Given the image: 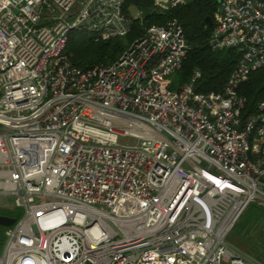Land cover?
Instances as JSON below:
<instances>
[{
	"label": "built area",
	"instance_id": "2783aa9c",
	"mask_svg": "<svg viewBox=\"0 0 264 264\" xmlns=\"http://www.w3.org/2000/svg\"><path fill=\"white\" fill-rule=\"evenodd\" d=\"M211 1V48L240 59L202 94L200 71L171 90L189 51L176 19L84 70L70 34L126 36V0H0V203L24 211L0 264H264L228 241L264 207V102L244 117L239 93L264 68V0Z\"/></svg>",
	"mask_w": 264,
	"mask_h": 264
},
{
	"label": "trees",
	"instance_id": "16d2710c",
	"mask_svg": "<svg viewBox=\"0 0 264 264\" xmlns=\"http://www.w3.org/2000/svg\"><path fill=\"white\" fill-rule=\"evenodd\" d=\"M132 7L137 8L142 14L141 18L133 21L131 32L125 37L96 40L89 33H71L66 48V55H68L72 64L84 70L98 65H112L120 59L134 41L144 34L147 28L153 25H165L168 21L176 19L184 29L189 51L182 69L171 77V90H181L190 82L194 72L200 71L201 78L195 88L197 93L223 92L240 59V54L234 49L215 51L210 46V38L214 29V14L217 10L215 1L190 0L183 5L161 13L155 8L154 0H126L125 13L128 14ZM208 19L211 20L212 24H210ZM239 93L248 99V104L243 114L244 117H247L256 111L260 103L264 102V68L253 72L248 81L241 86ZM245 218L246 221L243 223ZM261 219L264 220V208L257 204H252L243 214L233 231L240 232L241 229L245 230L247 228L250 231L252 226L256 225L257 221ZM6 229L4 228V230ZM247 235L244 238L240 237L239 242L236 243L247 245L244 243L247 240ZM259 236L262 237L263 235L259 234ZM261 237H258L259 243L251 242L252 240L248 243L249 246L261 251L258 254H253L249 250L244 251L237 245H233L252 258L264 263V246ZM4 242L5 237L3 236L0 239V249Z\"/></svg>",
	"mask_w": 264,
	"mask_h": 264
},
{
	"label": "rangeland",
	"instance_id": "374dc122",
	"mask_svg": "<svg viewBox=\"0 0 264 264\" xmlns=\"http://www.w3.org/2000/svg\"><path fill=\"white\" fill-rule=\"evenodd\" d=\"M126 3V2H125ZM154 5H155V8L159 11V12H165L164 10H162V8H159L157 5H156V0H154ZM124 8H125V4H124V7H123V14H124V18L126 21H130L131 25L133 24V21L136 20V19H139L141 18V12L135 8V7H132L129 11V13H125L124 11ZM169 11V10H168ZM132 27V26H131ZM132 29V28H131ZM131 32V30H130ZM129 32V33H130ZM83 33H89V34H92L96 40H111V39H115V38H122L121 36H117V37H103L101 36L100 34H95V33H91V32H83ZM128 33V34H129ZM127 34V35H128ZM126 35V36H127ZM125 37V36H124ZM127 140V139H126ZM128 142V141H126ZM254 205V204H253ZM264 208V207H263ZM23 209L22 208H18L15 206V203H14V200L12 198H8V199H5V198H2L1 199V203H0V215L1 216H7V217H10V218H16V219H21L22 216H23ZM261 216V215H259ZM246 221V218L244 219V222L245 223ZM238 224V223H237ZM245 225V224H243ZM248 229V228H247ZM247 229L245 230H240V232L238 231H232L231 234L229 235L228 237V241L231 243V244H235L237 245L239 248L243 249L244 251L245 250H249L250 252H252L253 254H258L260 253L261 251H258L255 247H252V246H249L248 243L251 242H257L259 243L260 240H258V237H261L259 236V234L263 235L261 238L263 239V246H264V220L261 219L259 221H257L256 225L254 224L252 226V228L250 229V231H248ZM5 232L6 230H4V227H1L0 226V239L4 236L5 237ZM248 235H247V234ZM247 235L246 237V241H244L245 244L247 245H242V244H238L236 242H239L240 240V237L241 238H244L245 236ZM260 238V239H261ZM258 240V241H256ZM3 251V246L1 247L0 249V254L2 253Z\"/></svg>",
	"mask_w": 264,
	"mask_h": 264
},
{
	"label": "water",
	"instance_id": "95a60500",
	"mask_svg": "<svg viewBox=\"0 0 264 264\" xmlns=\"http://www.w3.org/2000/svg\"><path fill=\"white\" fill-rule=\"evenodd\" d=\"M210 24H212L211 20L208 19ZM16 224V219L15 218H10L7 216H1L0 215V226L4 228H10Z\"/></svg>",
	"mask_w": 264,
	"mask_h": 264
}]
</instances>
